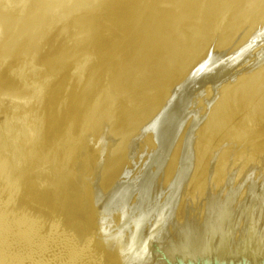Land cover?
Here are the masks:
<instances>
[{
	"label": "rangeland",
	"instance_id": "obj_1",
	"mask_svg": "<svg viewBox=\"0 0 264 264\" xmlns=\"http://www.w3.org/2000/svg\"><path fill=\"white\" fill-rule=\"evenodd\" d=\"M27 4L0 0V264H202L264 226V0H76L39 29Z\"/></svg>",
	"mask_w": 264,
	"mask_h": 264
},
{
	"label": "bare ground",
	"instance_id": "obj_2",
	"mask_svg": "<svg viewBox=\"0 0 264 264\" xmlns=\"http://www.w3.org/2000/svg\"><path fill=\"white\" fill-rule=\"evenodd\" d=\"M20 1H22V2H24V3L27 2V3H28L27 6H29L28 9L26 10L24 16H23L22 19H21V20H22V21H21V25H23L24 27H30L31 29H32L34 26L38 25V26H36V27H37V29H39V27L43 24L42 22H43L45 19H47V18L50 19V18H51L52 16H54L55 14H58L59 12H61V11L64 10V9H67V8L70 7V6L74 3V1H76V0H20ZM156 4H158V2H157ZM49 17H50V18H49ZM48 19H47V20H48ZM40 23H41V25H39ZM45 23H46V21H45ZM43 25H44V24H43ZM42 27H44V26H42ZM83 27H84V26H83ZM100 27H101V26H100ZM40 28H41V27H40ZM84 28H85V27H84ZM263 28H264V27H263ZM79 29H80V28H79ZM85 29L88 30V27H86ZM80 30H83V28H81ZM34 31H35V30H34ZM42 31H43V30H42ZM85 31H86V30H85ZM263 31H264V30H263ZM263 31H262V32H263ZM77 33H78V34H76L77 36L74 37V38H75V41H74L75 43H76L77 41L79 42V40H82L84 37L87 36V35H86V32H84V31H79V32L77 31ZM88 33H89V32H88ZM84 34H85V35H84ZM90 34H91V33H90ZM71 35H72V34H71ZM73 35H74V34H73ZM87 39H88V38H87ZM73 40H74V39H73ZM82 41H83V40H82ZM82 41H81V42H82ZM186 43H187V42H186ZM186 46H187V44H186ZM217 50H218V49H217ZM211 52L213 53V50H212ZM214 52H216V51H214ZM205 53H206V52H205ZM207 56H208V55H207ZM218 58H219V57H218ZM218 58H217V59H218ZM202 59H203V58H202ZM210 60H211V59H210ZM207 61H209V58H208ZM207 61H205V62H206V65H207ZM218 61H219V59H218ZM205 62H203V65L201 64V65H202V68L204 67L203 70H205V67L208 68V65H207V66L204 65ZM226 62H227V61H226ZM209 63H210V62H209ZM213 63L215 64V62H213ZM213 63H212V64H213ZM210 64H211V63H210ZM220 64H221V63H220ZM223 64H224V63H223ZM227 64H228V63H227ZM195 65H196V64H195ZM201 65H200V67H201ZM196 66H197V65H196ZM202 68H200V70H201ZM52 69H53V68H52ZM194 69H195V68H194ZM222 69H223V68H222ZM198 70H199V69H198ZM223 70H224V69H223ZM219 71H221V70H219ZM206 72H207V71H206ZM221 72H222V71H221ZM197 73H198V72H197ZM202 73H203V71H202ZM123 74H124V73H123ZM200 75H201V74H200ZM206 75H207V74H205V72H204V74H203L202 76L205 77ZM120 77H121V76H120ZM199 79H200V78H199ZM119 80H120V79H119ZM124 80H125V78H124ZM198 81H199V80H198ZM195 83L198 85V82L195 81ZM193 84H194V83H193ZM196 84H194V85H196ZM194 85H193V87H195ZM181 87H182V86H181ZM190 87H192V85H191ZM190 87H189V88H190ZM124 88H125V87H124ZM125 89H126V88H125ZM125 89H123V90H125ZM190 92H191V91L189 90V93H190ZM189 93H188V94H189ZM179 95H180V94H179ZM188 97H189V95L187 96L186 99H188ZM186 99H183V100H182L183 102H182V101L179 102V103H181V104H179L180 107H181V105H182V107H183V103H184V101H185ZM186 101H187V100H186ZM80 102H81V101H80ZM176 102H177V101H176ZM184 104H185V103H184ZM78 105H79V104H78ZM176 107H177V108H176ZM180 107H179L178 105H177V106L175 105L176 110H174V108H173V109H170V111L173 110L175 113H176V111H177V113H176V116H177V115L180 113L179 110L182 109V107H181V108H180ZM178 108H179V110H178ZM178 112H179V113H178ZM170 113L172 114V116L175 115V114L173 115V112H170ZM170 113H169V114H170ZM127 115H128V114H127ZM119 116H120V115H119ZM131 119H132V118H131ZM178 119H179V118H178ZM178 119H177V120H178ZM168 121H169V120H168ZM178 121H179V120H178ZM164 122H165V121H164ZM166 123H167V122H166ZM168 123H169V122H168ZM170 123H171V120H170ZM170 123L167 124L168 127L170 126ZM176 123H177V121L175 122V125H176ZM121 124H122V123H121ZM124 124H125V123H124ZM167 125L164 126V127L167 128ZM171 125H172V123H171ZM119 127H120V126H119ZM164 127H163V128H164ZM173 127H174V126H173ZM124 128H125V127H124ZM170 128H172V127H169V129H170ZM120 129H121V128H120ZM169 129H165V131H166V130L168 131ZM110 130H111V129H110ZM119 132H120V131H119ZM168 132H171V129H170ZM2 161H3V160H2ZM0 163H1V162H0ZM1 165H2V164H1ZM4 165H5V164H4ZM50 166H51V165H50ZM2 169H3V168H2ZM53 169H54V168H53ZM56 170H57V169H56ZM57 171H58V170H57ZM0 172H1V171H0ZM60 173H62V172H60ZM62 174H63V173H62ZM2 175H3V174H2ZM4 175H5V174H4ZM57 176H58V175H57ZM59 176H60V175H59ZM1 177H2V176H1ZM26 177H27V176H26ZM63 177H64V176H63ZM3 178H4V177H3ZM59 178H61V177H59ZM50 179H51V178H50ZM65 179H67V178H65ZM59 180H60V179H59ZM64 182H65V181H64ZM64 182H63V183H64ZM56 183H57V182H56ZM179 186H180V185H179ZM263 186H264V185H262V188L259 189V190L256 191V192H259L260 190H262V189H263ZM61 187H62V186H61ZM52 189H53V188H52ZM253 189H254V188H253ZM255 190H256V189H255ZM261 192H262V191H261ZM25 193H26V192H25ZM252 193H253V196H254L255 193H254V192H252ZM259 193H260V192H259ZM259 193H257V194H259ZM262 193H263V192H262ZM262 193H260V194L262 195ZM30 194H31V193H30ZM230 195H231V194H230ZM255 195H256V194H255ZM18 196H19V195H18ZM30 196H31V195H30ZM32 196H33V195H32ZM231 196H232V195H231ZM231 196H230V197H231ZM257 196L259 197V195H257ZM77 197H79V196H77ZM232 197H233V196H232ZM261 197H263V196H261ZM31 198H32V197H31ZM254 198H255V196H254ZM259 198H260V197H259ZM46 199H47V198H46ZM70 199H71V198H70ZM229 199H230V198H229V196H228V200H229ZM256 199L258 200V202L256 201L258 204H259L260 202H262V204L264 203L263 201H260L262 198L258 199V198L256 197L254 200H252V204L255 203V200H256ZM226 200H227V197H226V199H224L222 202L224 203V201H226ZM228 200H227V202H225L224 204L228 203V205H227V204H226V205H227V206H230V208H233V207H231V205L229 204V202H231V201L228 202ZM250 200H251V198H250ZM262 200H264V199H262ZM71 201H72V200H71ZM253 201H254V202H253ZM231 203L233 204V202H231ZM249 203L251 204V201H249ZM249 203H248V205H250ZM224 204H222V205H223L225 208L222 207V205H221V207H220V208H221V211L223 212V215H224V216L218 218L219 215H217V214H218L219 212H217V211H219V207H218V205H217V206H215V208H216V212H215V210L212 211V212H213L214 214L217 213V214H215V215H217L216 217H217L219 220H217V218H216V221H214L215 217H214V219H210V218H208V221H207V222L204 221V224H205V225L203 224L201 227L205 226L204 228H207V227L209 226V228H211V230L209 229V230H210V233H212L211 231H213V228H212V227L214 226V224H213V226H210L209 223L211 224V221L209 222V219H210V220H213V223H214V222L217 223V221H218V223H219L220 218H222V220H223V218L225 217V215L228 217V215H227V214H224V212L226 213V211H227V213H228V210H229L230 208L227 210L228 207H227L226 205H224ZM252 204H251V206H252V208H253V205H252ZM260 204H261V203H260ZM262 204H261V205H262ZM32 205H33V204H32ZM213 205H216V204H213ZM261 205H259V206L261 207ZM254 206H256V204H254ZM15 207H16V206H15ZM213 207H214V206H212V208L210 207V209L213 210ZM226 207H227V208H226ZM248 207L250 208V206H248ZM248 207H247V205H246V209H247ZM260 207H258V208H260ZM40 208H41V207H40ZM75 208H76V207H75ZM215 208H214V209H215ZM255 208H257V206H256ZM258 208L256 209V212H257ZM261 208L264 210V204H263V206H262ZM261 208H260V209H261ZM210 209H208V212L210 211ZM217 209H218V210H217ZM223 209H225L226 211H223ZM260 209H259V210H260ZM24 210H25V208H24ZM27 210H28V209H27ZM41 210H42V209H41ZM230 210H231V209H230ZM252 210L254 211V209H252ZM252 210L249 209L250 214H251V212L253 213ZM259 210H258V211H259ZM233 211H235V210H233ZM242 211H243V210H242ZM245 211L248 212L247 210L244 209V212H245ZM210 212H211V211H210ZM222 212H221V213H222ZM230 212H232V211H230ZM230 212H229V213H230ZM244 212H242V213L239 212L240 215H238V214L235 215V213L232 214V215H235V216H233V217H235V218H237L236 216H239V218L235 219V220H237V222L235 221L236 224H237V226L239 225L238 222L241 221L240 219H242L243 217L245 218V216H244V214H243ZM246 212H245V214H246ZM254 212H255V211H254ZM260 212H262V211H260ZM260 212H258V214H260ZM11 213H13V212H11ZM151 213H152V212H151ZM206 213H207V212H206ZM213 213H211V214H213ZM221 213H219V214H221ZM4 214H5V213H4ZM8 214H9V213H8ZM13 214H15V213H13ZM23 214H24V213H23ZM149 214H150V213H149ZM149 214L147 213V215H149ZM207 214H208V213H207ZM242 214H243V217L240 218V217L242 216ZM247 214H248V213H247ZM254 214H255V213H254ZM256 214H257V213H256ZM263 214H264V212H263ZM263 214H260L259 216H258V215H255V216L257 217V219H258V217H259V219H260V216L263 215ZM6 215H7V214H6ZM208 215H209V214H208ZM208 215H207V217H208ZM221 215H222V214H221ZM221 215H220V216H221ZM232 215L229 214L230 217H231ZM251 215H252V214H251ZM7 216L9 217V215H7ZM213 216H214V215H213ZM213 216L211 215V218H212ZM246 216H247V215H246ZM263 216H264V215H263ZM139 217H140V216H139ZM145 217H146V216H145ZM148 217H149V216H148ZM204 217H205V215H204ZM204 217H203V218H204ZM230 217H229V218H230ZM233 217H231V218L233 219L232 221L234 222V218H233ZM248 217L250 218L251 216H247V218H245L246 220L243 219L242 221H247V220H249V221H248L249 224H250L251 222L253 223V221H250L251 219H248ZM252 217H254V216H252ZM256 217H255V218H256ZM6 218H7V217H6ZM16 218H17V217H16ZM24 218H25V217H24ZM29 218H30V217H29ZM149 218H150V217H149ZM205 218H206V217H205ZM229 218H228V219H229ZM262 218H264V217L261 216V219H262ZM4 219H5V217H4ZM136 219H138V218H136ZM139 219H140V218H139ZM141 219L143 220L144 218H141ZM206 219H207V218H206ZM206 219H205V220H206ZM224 219H225V220H223V222H225V221H228V222H229V220H228L227 218H224ZM259 219H258V220L255 219L256 222L258 221V222L260 223V222H261V219H260V221H259ZM7 220H8V219H7ZM21 220H22V219H21ZM34 220H35V219H34ZM201 220H204V219H201ZM230 220H231V219H230ZM253 220H254V219H253ZM262 220H264V219H262ZM24 221H25V219H24ZM24 221H23V222H24ZM32 221H33V220H32ZM102 221H103V220H102ZM135 221H136V220H135ZM232 221H231V225H232ZM242 221H241V223H242ZM14 222H15V221H14ZM27 222H28V221H27ZM27 222H26V223H27ZM48 222H49V221H48ZM136 222H137V221H136ZM139 222H140V220H139ZM139 222H138V223H139ZM235 222H234L233 225H234L236 228H235V227H234V228H235L236 230H237L238 228L241 230V227H243V226H241V224H240L241 227L239 226V227L237 228V226L235 225ZM256 222H255V223H256ZM258 222H257V223H258ZM263 222H264V221L261 222L262 225H259V224H256V225H258V226H263V225H264ZM20 223H21V221H20ZM20 223H19V224H20ZM30 223H31V222H30ZM140 223H141V222H140ZM199 223H200V222H199ZM201 223H203V222H201ZM201 223H200V224H201ZM216 223H215V224H216ZM220 223H222V221H220ZM220 223H219V224H220ZM252 223H251V225L248 224L249 227H250V230L248 231V233H247L244 237H241V236H240V234L243 232V231H242L243 229L241 230L242 232H240V230L238 229V230H239V235H238V234H235V232H233L235 235H237V236H235V238H236L235 240H238L240 237L242 238L241 241L239 240L241 243H239V241H238V243H239L238 246H237V244H238L237 241H236V242H235V241H234V242H233V241H229V242H231V243H234V245H236L235 247L238 248L237 251H234V250H235L234 247L232 248V250H233L234 252L231 251L230 248H231L232 246H234V245H232L231 247L226 245V246H227L226 248H229V247H230L229 250H227V251H229V253H227V251L225 252L224 250H221L220 247H221V244H222V243L220 242V240L217 239L218 242H216V243H217V244H218L219 242L221 243V244H220V243L218 244V245H219V248H215L216 250L218 249L219 252L217 251L216 253H217V254L220 253L219 256H217V257H213V256H212V257H209V258L205 259V260L203 261L202 264H217V263H219V264H264V246H261V245L258 243V241H260V243H261V237L264 236V233H263V236H262V231H261V229H264V228H263L264 226H263L262 228H261V227H260V228L258 227V228L260 229V231H261V234H260V235H259L260 231L257 230L258 228H256V229L253 228L254 230H257V231H256V234H254V233H253L254 230L252 229V226H253ZM255 223H254V224H255ZM9 224H10V223H9ZM13 224H14V223H13ZM23 224H25V223H23ZM195 224H197V223H195ZM195 224H194L193 227H195ZM206 224H207L208 226H207ZM219 224H216V225H217V229H216V230L214 229V231H216V233L219 232L218 229H219L220 231H221L222 229H223L222 231H225L224 228H226V227H225L226 222H225V224L223 223L224 226H223V225L221 226V227H224V228H218ZM229 224H230V223H229ZM243 224H244V222H243ZM243 224H242V225H243ZM246 224H247V223H246ZM246 224L244 225V227L246 228V230H244V231H245L244 233L247 232ZM15 225H16V224H15ZM17 225H18V224H17ZM27 225H28V224H27ZM197 225H199V224H197ZM216 225H215V226H216ZM220 225H221V224H220ZM226 225H228V224H226ZM233 225H232V226H233ZM256 225H255V227H256ZM9 226H10V225H9ZM19 226H20V225H19ZM25 226H26V225H25ZM33 226H34V225H33ZM43 226H44V225H43ZM206 226H207V227H206ZM229 226H230V225H229ZM232 226H231V228H233ZM49 227H50V226H49ZM193 227H192V228H193ZM199 227H200V225L197 226V227H195L196 229L198 228V230H196V229L194 228L195 231L198 232V231H199ZM201 227H200V228H201ZM249 227H248V228H249ZM253 227H254V226H253ZM16 228H17V227H16ZM23 228H24V227H23ZM30 228H31V227H30ZM54 228H55V227H54ZM192 228H190V229H192ZM204 228H202L203 231L200 229V231H201L202 233H197V232H196V233H197L198 235H201V236H202L203 234L205 235L206 233H204V231L207 230L208 228H207V229H204ZM214 228H216V227H214ZM228 228H229V227H228ZM234 228H233V229H234ZM27 229L30 230L29 228H27ZM27 229H26V230H27ZM190 229L188 230V233H189ZM28 230H27V231H28ZM229 230H230V229H229ZM236 230H235V231H236ZM238 230H237V232H238ZM11 231H12V230H11ZM22 231H23V230H22ZM22 231H21V232H22ZM27 231H26V232H27ZM51 231H52V229H51ZM186 231H187V230H186ZM195 231H194V232H195ZM200 231H199V232H200ZM214 231H213V233H214ZM222 231H221V234H220V235H222V234H223V236H224V234L227 235V233H224V232L222 233ZM258 231H259V233H258ZM21 232H20L19 234H21V235H22V234H25V235H26V233H21ZM23 232H24V231H23ZM36 232H37V231H36ZM190 232H191V231H190ZM192 232H193V229H192ZM192 232L190 233V234H192V235H190V236L187 237V238H184V237H183L182 239H184V240H185V239H188V242H189V241L191 242V240L194 239L195 237H198V238H199V236H194V237H193V235H195L196 233H192ZM205 232H207V231H205ZM225 232H226V231H225ZM231 232H232V229H231ZM237 232H236V233H237ZM263 232H264V231H263ZM188 233H187V235H189ZM210 233H209V234H210ZM213 233H212V234H213ZM244 233H243V235H244ZM19 234H18V235H19ZM28 234H29V231L27 232V235H28ZM33 234H35V233H33ZM49 234H50V233H49ZM185 234H186V233H184V236H185ZM197 234H196V235H197ZM234 234H233V237H234ZM257 234H258V235H257ZM187 235H186V236H187ZM207 235H208V232H207ZM213 235H215V234H213ZM218 235H219V234H218ZM218 235H217V236L215 235L214 237H219L220 239L223 238L222 236H221V237H222V238H221L220 235H219V236H218ZM230 235H232V234L230 233ZM230 235H229V236H230ZM22 236H23V235H22ZM191 236H192L193 238H191ZM210 236H211V235H210ZM210 236H209V237H210ZM256 236H257L258 239H259V237L261 236V237H260V240H258V239L256 238ZM19 237H21V236L19 235ZM207 237H208V236H207ZM207 237H205V238H207ZM237 237H238V238H237ZM190 238H191V239H190ZM198 238H195V244H197V247L200 246L199 249H202L201 246H203V249H204V246H205V245H207V247L210 246V244L208 245V242L206 241V239H204V237H203V238L200 237V238L203 239L204 241H206L207 244L204 243V241H203V242L201 241L200 244H202V245H200V244L198 243L199 241H198V242L196 241ZM211 238L213 239L212 236H211L210 238H208V239H210V242H211V243H214L215 240H216V238H215L214 240H212ZM19 239H20V238H19ZM27 239H28V238H27ZM189 239H190V240H189ZM208 239H207V240H208ZM224 239H225V238H224ZM228 239H229V238H228ZM230 239H231V238H230ZM230 239H229V240H230ZM233 239H234V238H233ZM256 239H257V241H256ZM262 239H263V238H262ZM17 240H18V239H17ZM46 240H47V239H46ZM199 240H200V239H199ZM226 240H227V239H226ZM48 241H49V240H48ZM182 241H183V240H181V243H182ZM208 241H209V240H208ZM188 242H185V241H184V244L187 243V246L189 245V247H190L191 243L194 244V241L191 242V243L189 242L190 244H189ZM196 242H197V243H196ZM210 242H209V243H210ZM222 242H223V241H222ZM224 242H225V241H224ZM229 242H228V244H229ZM27 243H28V242H27ZM40 243H41V242H40ZM203 243H204V244H203ZM226 243H227V241H226L225 243H223L222 247H223L224 244H226ZM231 243H230V244H231ZM262 243H264V239H263ZM184 244H181V246H182V245H183V247L186 246V245H184ZM218 245H217V246H218ZM39 246H40V245H39ZM211 246H212V248L209 247V249H210V248L213 249V251H212V253H213V252L216 251V250L214 249L213 245H211ZM214 246H216V245H214ZM217 246H216V247H217ZM41 247H42V245H41ZM44 247H45V246H44ZM49 247H50V246H49ZM66 247H67V246H66ZM191 247H193V246H191ZM194 247L196 248V245H195ZM224 247H225V246H224ZM224 247H223V248H224ZM39 248H40V247H39ZM180 248H181V247H180ZM187 248H188V247H186V249H187ZM195 248L193 249L194 251L196 250ZM205 248H206V246H205ZM55 249H56V248H55ZM209 249H208V250H209ZM177 250H178V249H177ZM183 250H185V249L181 248V250L179 249L178 251H179V252L181 251V252L183 253V252H186L187 250H190L189 252H191V249H189V248H188L186 251H183ZM197 250H198V249H197ZM204 250H205V249H204ZM208 250H207V251H208ZM194 251H192V252H194ZM201 251H203V250H200V251H198V252H201ZM207 251H206V252H207ZM220 251H222V252H220ZM230 251H231L232 253H230ZM206 252H204V254H203L204 256H207V255H206ZM208 252H209V251H208ZM196 253H197V252L195 251V255H197ZM201 253H202V252H201ZM65 254H66V253H65ZM186 254L188 255V253H186ZM192 254H193V253H192ZM198 254H199V253H198ZM217 254H215V256H216ZM193 255H194V254H193ZM213 255H214V254H213ZM209 256H211V255H209ZM79 257H80V256H79ZM72 259H73V258H72ZM152 259H154V258H152ZM145 260H146V259H145ZM142 261H143V260H142ZM140 262H141V261H139V263H140ZM139 263H138V264H139Z\"/></svg>",
	"mask_w": 264,
	"mask_h": 264
},
{
	"label": "water",
	"instance_id": "obj_3",
	"mask_svg": "<svg viewBox=\"0 0 264 264\" xmlns=\"http://www.w3.org/2000/svg\"><path fill=\"white\" fill-rule=\"evenodd\" d=\"M184 173H186V171H185ZM154 244H157V243H154ZM155 253H156V250H155ZM177 254H178V253H177ZM154 256H155V255H154ZM178 256H179V255H176V258H177ZM149 260H150V259H149ZM167 260L169 261L170 259L167 257ZM181 260H183V259H180V258L178 257V259H177L178 263L183 262V261H181ZM196 260H197V259H196ZM196 260L193 261V259H188V263H189V264H194V262H195ZM144 264H148V262H144ZM217 264H219V263H217Z\"/></svg>",
	"mask_w": 264,
	"mask_h": 264
}]
</instances>
